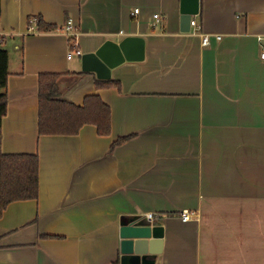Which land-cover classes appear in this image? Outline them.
I'll return each instance as SVG.
<instances>
[{"label": "crops", "instance_id": "1", "mask_svg": "<svg viewBox=\"0 0 264 264\" xmlns=\"http://www.w3.org/2000/svg\"><path fill=\"white\" fill-rule=\"evenodd\" d=\"M180 9L181 0H1L2 150L38 153L40 170L39 196L0 218V264H121V217L149 212L164 226L155 264H264V0H200L192 19L222 35L209 45ZM37 16L57 28L38 29ZM68 20L82 53L138 35L145 56L116 58L108 79L119 84L99 88L81 55L68 56ZM44 72L63 74V100L100 95L111 133L85 124L40 135ZM184 209L198 216L184 221Z\"/></svg>", "mask_w": 264, "mask_h": 264}, {"label": "trees", "instance_id": "2", "mask_svg": "<svg viewBox=\"0 0 264 264\" xmlns=\"http://www.w3.org/2000/svg\"><path fill=\"white\" fill-rule=\"evenodd\" d=\"M1 12V0H0ZM37 27L49 29L37 16ZM8 59L6 48H0V218L7 206L16 200L35 199L39 196L40 159L38 153H4L2 124L8 112ZM81 74V73H79ZM62 73L44 72L39 76V134L76 135L85 124H94L99 135L112 131L111 107L98 94L86 96L83 105L61 99ZM99 88L118 85L112 79L98 80ZM130 136L120 137L111 149L124 143ZM157 219L155 220V222Z\"/></svg>", "mask_w": 264, "mask_h": 264}, {"label": "water", "instance_id": "3", "mask_svg": "<svg viewBox=\"0 0 264 264\" xmlns=\"http://www.w3.org/2000/svg\"><path fill=\"white\" fill-rule=\"evenodd\" d=\"M182 25H190L192 16L200 12V0H181ZM145 56V39L138 35L126 36L121 41L107 40L98 50L81 55L83 71H94L108 79L119 61L141 60ZM164 226L152 223L147 215H124L120 219L121 264H155L162 252Z\"/></svg>", "mask_w": 264, "mask_h": 264}, {"label": "built area", "instance_id": "4", "mask_svg": "<svg viewBox=\"0 0 264 264\" xmlns=\"http://www.w3.org/2000/svg\"><path fill=\"white\" fill-rule=\"evenodd\" d=\"M139 9H136V12H138ZM156 18H159V14H155ZM32 22H34V24H37V18H32L31 19ZM191 25L194 26V33L196 34H200L202 37V43L204 45H209L210 43H212V39L213 36H215V38L217 40H220L222 38V35L220 34H209V33H204L201 32L202 28L201 25H199L197 23V21L195 19L191 20ZM34 27L31 26L30 30L33 29ZM66 29L68 30V34H69V38H70V50H69V58L72 59L75 55H82V51L79 48L78 45V34L73 30V23L71 20H68L67 24H66ZM200 32V33H197ZM262 57H264V52L262 53ZM148 216V218L151 220L152 223H155V220L157 218V215L154 214L153 212H149L148 214H146ZM181 218L184 221L190 220L192 218H194L195 216H198L196 211H192L189 209H184L181 213H180Z\"/></svg>", "mask_w": 264, "mask_h": 264}, {"label": "rangeland", "instance_id": "5", "mask_svg": "<svg viewBox=\"0 0 264 264\" xmlns=\"http://www.w3.org/2000/svg\"><path fill=\"white\" fill-rule=\"evenodd\" d=\"M5 45H6V44H4V45L0 44V48L3 47V48H6L7 50L10 49L9 47H7V46H5ZM10 53H11V51H10ZM77 58H78L77 56H74V57L72 58V60H73V61H76Z\"/></svg>", "mask_w": 264, "mask_h": 264}]
</instances>
